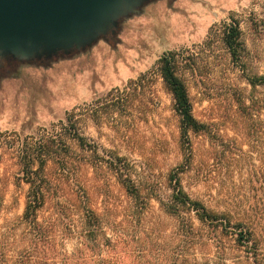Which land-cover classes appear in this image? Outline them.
<instances>
[{"label":"rangeland","instance_id":"1","mask_svg":"<svg viewBox=\"0 0 264 264\" xmlns=\"http://www.w3.org/2000/svg\"><path fill=\"white\" fill-rule=\"evenodd\" d=\"M232 12L242 22L247 73L264 75V0H141L112 31H96L79 47L0 59V264H264V86L247 82L221 41L204 45ZM180 48L192 59L185 77L193 113L210 126L191 134L194 157L183 185L229 214L232 225L251 227L249 244H240L235 227L170 214L150 198L170 202L169 175L186 162L179 117L156 68L165 51ZM151 69L147 107L138 103L132 116L107 109L110 90ZM239 98L257 101L251 129ZM72 111L101 162L93 165L90 152L69 139L66 166H46L35 227L24 219L30 185L17 149L44 129L61 131ZM115 157L126 158L139 197L104 160Z\"/></svg>","mask_w":264,"mask_h":264},{"label":"trees","instance_id":"2","mask_svg":"<svg viewBox=\"0 0 264 264\" xmlns=\"http://www.w3.org/2000/svg\"><path fill=\"white\" fill-rule=\"evenodd\" d=\"M215 41H221L229 53L234 64L240 66L244 72L247 82L253 87L264 86V75L258 73H247V46L243 38V28L241 19L235 12L230 13L228 19L223 20L220 25H214L208 34L204 45H211ZM191 55L188 48H180L165 51L157 61V71L159 72L163 86L173 99L174 110L179 117V126L181 134V143L185 164L180 169H175L169 175V184L172 189L170 202H164L157 194L151 195L150 198L157 199L165 211L173 215L183 216L186 213L194 214L202 223L219 228L235 227L237 240L241 245L249 244L253 240L254 231L251 227L246 226L243 222L232 225L231 216L227 213H218L210 209L202 200L194 199L186 191L182 182V173L191 167L193 160V147L191 134L209 133L210 126L199 121L193 113V104L190 96L189 85L185 74L191 64ZM156 72L151 69L142 72L137 78L130 79L123 87H116L107 93V109L119 115L132 116V108L141 103L147 107L148 103V83L154 80ZM239 111L249 122L250 129L254 126L256 108H254V99L247 103L239 98ZM140 105V104H139ZM258 108H261L259 105ZM94 118L97 119L96 109L87 108ZM80 113H78L79 115ZM75 112H68L66 123L61 122V131L57 127L51 130L44 129L38 132L34 138L24 139L21 147L17 149L19 163L23 172V178L30 185L24 212V219L36 227L37 212L45 204L46 186L48 179L45 169L50 161L61 162L63 167L67 164V156L70 153L69 139L76 141L80 148L90 152L87 156L93 165L98 164L100 158L98 147L89 143L87 137L82 133L79 127V120ZM4 140L0 139V144ZM109 163L119 178L122 179L127 191L134 197L140 196L139 187L136 186L131 175L125 172V157H115L112 161L104 159ZM126 175H129L126 177ZM192 224V223H191Z\"/></svg>","mask_w":264,"mask_h":264},{"label":"water","instance_id":"3","mask_svg":"<svg viewBox=\"0 0 264 264\" xmlns=\"http://www.w3.org/2000/svg\"><path fill=\"white\" fill-rule=\"evenodd\" d=\"M141 0H0V59L69 51Z\"/></svg>","mask_w":264,"mask_h":264}]
</instances>
